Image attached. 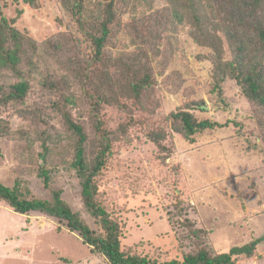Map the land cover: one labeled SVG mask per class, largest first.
I'll list each match as a JSON object with an SVG mask.
<instances>
[{
	"label": "trees",
	"instance_id": "1",
	"mask_svg": "<svg viewBox=\"0 0 264 264\" xmlns=\"http://www.w3.org/2000/svg\"><path fill=\"white\" fill-rule=\"evenodd\" d=\"M15 1L41 14L53 1L61 12V29L37 39L17 23V16L7 15L11 0H0V110L20 120L15 127L1 118L0 137L14 142L15 166L22 172L34 168L51 195L36 196L17 172L12 186L0 181V201L22 215L38 213L59 221L107 264H235L238 256L253 257L264 235L226 252L202 246L184 259L159 261L127 252L120 222L101 199L99 184L137 125L164 152L165 163L176 152L175 133L194 144L233 122L200 117L198 111L208 109L202 97L165 111L162 89L197 93L186 84L192 72L188 42L207 67L213 103L227 108L226 86L232 81L258 108L248 120L264 129V0ZM24 11L18 8V16ZM234 124L247 140L246 151H258L264 161V135L244 131L242 121ZM63 164L75 170L91 221L63 198V188L51 186L54 171ZM138 171L128 169L127 176L138 178ZM189 204L179 200L177 214ZM191 225L192 234L206 233L195 222Z\"/></svg>",
	"mask_w": 264,
	"mask_h": 264
},
{
	"label": "rangeland",
	"instance_id": "2",
	"mask_svg": "<svg viewBox=\"0 0 264 264\" xmlns=\"http://www.w3.org/2000/svg\"><path fill=\"white\" fill-rule=\"evenodd\" d=\"M27 7L23 1L11 0L5 10L10 18L17 16V23L28 28L37 39L61 29L57 20L61 12L55 2L49 1L46 13L42 14ZM18 8H25L20 16ZM186 47L192 71L186 84L195 86L197 93L190 94L187 90L169 94L162 89L165 111L202 97L208 109L198 111L200 117L233 122L217 128L213 134H203L194 144L175 133L176 152L165 163L161 159L164 152L144 137V126L137 125L113 155L114 169L112 166L105 171L99 184L101 199L109 202V209L120 222L123 249L154 256L159 261L184 259L202 246L212 253L226 252L264 235V161L258 151H246L247 140L234 124V120L242 121L244 131L251 128L262 137L264 129L247 117L258 108L241 95L232 81L226 86L227 108L223 103L214 104L207 93V67L192 54L191 42ZM177 65L184 67L179 62ZM1 118L10 120L15 127L20 124L19 119L6 111L0 110ZM248 135L255 138L254 133ZM14 145L10 138L0 137V181L12 186L18 172L32 193L50 197V188L38 178L34 168L22 172L15 166ZM133 168L139 169L138 178L129 179L128 169ZM51 186L63 188V198L91 221L82 204L75 170L60 165L54 171ZM179 200L190 202L181 216L175 208ZM186 222H195L206 233L192 234V225L189 227ZM0 264H107V261L93 254L76 234L64 230L59 221L38 213L22 215L0 201ZM235 264H264V242L258 245L253 257L238 256Z\"/></svg>",
	"mask_w": 264,
	"mask_h": 264
}]
</instances>
